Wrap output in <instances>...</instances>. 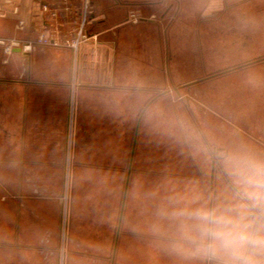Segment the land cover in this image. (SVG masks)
Wrapping results in <instances>:
<instances>
[{"label":"crops","instance_id":"0c3cea01","mask_svg":"<svg viewBox=\"0 0 264 264\" xmlns=\"http://www.w3.org/2000/svg\"><path fill=\"white\" fill-rule=\"evenodd\" d=\"M261 5L264 0H0L1 41L10 38L35 41L40 34L53 40L47 44L34 43L29 62L14 47L6 52L0 42V165L14 162L16 169L24 166L34 175L26 181H37L42 165L58 163L51 155L59 150L63 156L64 185L73 96L76 132L80 130L81 118L87 113L91 117L92 110L107 104L118 109L125 99L134 102L145 99L133 127L123 174L112 247L127 175L128 182L114 264H182L168 250L172 229L162 214V194H158L161 189L156 188L158 195L150 204L145 202V189L138 190L137 198L131 192V181L145 174H134L131 170L141 141L143 110L162 96L170 95L173 86L192 89L202 85L204 93L209 89L216 91V97L224 100L220 99L223 103L219 108L209 104L205 97L202 107L217 119L210 125L206 122L205 130L189 104L185 107L200 134L201 144L197 146L204 154L206 151L210 154L209 161L207 157H193L191 140L185 139L182 144L192 160L196 159L194 164L206 163L209 169L204 173L202 167L195 175L183 169L170 173L177 181L170 207L219 203L237 196L232 179L222 170L217 157L220 151L239 145L264 155V7ZM130 12L138 16L137 20L130 18ZM79 31L84 37L73 47L71 41ZM249 61L253 63L248 64ZM222 69L225 71L210 76V70ZM190 74V79L182 80ZM179 79L182 81L175 83ZM210 82L213 83L207 84ZM50 133L58 137L64 134L62 146L59 143L48 147V142L44 145L43 138H48ZM78 139L74 146L77 156L81 143V138ZM11 175L0 173V231L9 229L0 232V246H9L18 257L17 252L42 247L41 242L29 238L30 229L41 223L43 230L50 232L44 221H21V212L27 210L35 216L34 202L46 203L50 195L44 185L41 190L26 193L22 182L26 175L18 170L14 178ZM151 175L156 178L161 173ZM12 181L15 184H7ZM131 199L137 203L131 205ZM4 207L13 211L14 220L9 224L3 222ZM60 209L62 216V205ZM129 212L132 218L127 219ZM34 222L38 223L35 227ZM12 227L13 235H7ZM30 256H34L28 259L30 264L38 259L35 254Z\"/></svg>","mask_w":264,"mask_h":264},{"label":"rangeland","instance_id":"374dc122","mask_svg":"<svg viewBox=\"0 0 264 264\" xmlns=\"http://www.w3.org/2000/svg\"><path fill=\"white\" fill-rule=\"evenodd\" d=\"M260 7H264V5ZM210 71L213 73L218 70ZM191 77L190 74L188 78L183 77L182 80ZM182 80H176L175 83ZM211 83L213 82L207 84ZM169 87L172 88V86ZM178 88L181 91L182 99L178 95L176 96L173 90L170 95L162 96L147 108L148 114L144 115L141 121V141L139 140V147L131 169L134 174L145 173L131 181L132 195L137 198L139 197L138 190L145 189L146 193L144 194L147 195L145 202L150 204L153 202L154 196L162 194L159 195L162 212L166 208H171L173 187L177 182L175 178L170 177V173L183 169L195 175L202 171V167H204V173H207L209 169V165L206 163L201 164L202 166L193 163L196 159L192 160V158H200V156L204 159L207 157L206 160L209 161L210 154L207 151L204 154L197 146L201 144L199 143L201 141L200 134L193 127V121L191 122V117L187 115L183 103L189 104L196 120L205 130L206 122L207 125H210L212 120L217 122L211 112L202 107V104L206 102L205 97H207V101L209 100V104H214L219 108L224 100L216 97V91L214 93L209 89L207 93H204L202 85H196L192 89L185 86ZM205 94L207 95L205 96ZM171 97H174L173 100ZM74 99L73 96L70 105L71 118L67 134L70 148L67 152V172L64 185L63 156L61 157L59 150L52 152L51 155V159L57 160L58 163L42 165L38 170L40 179L37 181H26L34 175L24 166L19 168V165L16 169L13 167L14 162H12L13 165H0V173L5 174L6 177H10L12 174L11 177L14 178L17 170L18 173L21 171L23 175H26L25 180L22 181L26 193L41 190L44 185L49 191L47 194L50 195L46 203L34 202L35 216L30 211L24 210L20 217L21 221H44L46 225L50 226V232L43 230L41 223L40 225L37 223V228L29 230L32 231V236L28 237L37 240V243L41 242L40 246L42 247L17 252L19 256L16 257L17 254L14 250H10L9 246H0V258L5 259V261L0 260V264H30L28 259L34 257L30 256L32 254L38 257V259L31 260L32 264H58V259L59 264H110L111 262L112 238L129 145L137 116L146 100L142 98L136 102L132 100L130 102L125 99L118 109H112L107 104L96 111L92 110L91 117L87 113V116L81 118L82 122L78 127L80 130L76 132ZM225 105H228L227 100ZM209 128L211 127L209 126ZM63 137L62 133L59 134V137L58 134L50 133L48 138H43V143L46 145L48 142V147L50 145L57 146L59 143L62 146ZM78 138H81V143L78 146L80 148H78L77 156V153L74 154V146ZM185 139L192 141L190 144L193 149L190 152L193 157L185 148L184 143L182 144ZM154 173H161V176L155 178L151 175ZM7 184L11 186L15 184V181ZM63 187L64 195H62ZM156 188H160L161 193L157 194ZM1 194L0 191V200ZM136 203L131 199V205ZM60 205L63 207L62 216ZM4 209L6 208L4 207ZM6 210L3 222L9 224L14 220L13 211L10 208ZM130 218L132 217L129 212L127 219ZM35 222L34 227L37 225ZM2 230L0 232L4 233V230L9 229L2 228ZM13 230L12 227L7 235H13ZM21 253L28 256H20Z\"/></svg>","mask_w":264,"mask_h":264},{"label":"clouds","instance_id":"9594fccd","mask_svg":"<svg viewBox=\"0 0 264 264\" xmlns=\"http://www.w3.org/2000/svg\"><path fill=\"white\" fill-rule=\"evenodd\" d=\"M217 158L238 195L164 209L172 229L168 250L182 264H264V155L239 145Z\"/></svg>","mask_w":264,"mask_h":264},{"label":"built area","instance_id":"2783aa9c","mask_svg":"<svg viewBox=\"0 0 264 264\" xmlns=\"http://www.w3.org/2000/svg\"><path fill=\"white\" fill-rule=\"evenodd\" d=\"M129 16L132 20H137V17H138L134 12H130ZM82 37H84V34L81 33V31H79L77 37H75L71 41V45L73 47H76ZM0 42H2L4 44V49L6 50V52H9L11 50V48H13V47H21V49L24 51H30L31 48L33 47L34 43L47 44V43L53 42V40L45 37L42 34H40V36H38L35 41H31L28 39L10 38V39H7L6 41L0 40Z\"/></svg>","mask_w":264,"mask_h":264},{"label":"water","instance_id":"95a60500","mask_svg":"<svg viewBox=\"0 0 264 264\" xmlns=\"http://www.w3.org/2000/svg\"><path fill=\"white\" fill-rule=\"evenodd\" d=\"M13 50L17 51V52H20L24 57L27 58V60L29 62V54H30L29 51H24V50L21 49V47H14ZM173 89L176 92V94L178 95V97H180V99H182L178 88L176 86H173ZM183 105L186 107L187 104L183 103ZM133 149H134V142H133L132 149H131V157H130V163H129V166H128V174H129V171H130V168H131V159H132V155H133ZM213 154H214V152H213ZM213 174H214V157H213V163H212V167H211V177H213ZM127 182H128V175H127V180L125 182L124 192H123V196H122V201H121V206H120V211H119V217H118V223H117L115 238H114L113 247H112V256H111L110 264H113L114 254H115V250H116V246H117V238H118V234H119V227H120L122 210H123L125 194H126V189H127ZM62 195H64V190L62 191Z\"/></svg>","mask_w":264,"mask_h":264},{"label":"flooded vegetation","instance_id":"af4514ba","mask_svg":"<svg viewBox=\"0 0 264 264\" xmlns=\"http://www.w3.org/2000/svg\"><path fill=\"white\" fill-rule=\"evenodd\" d=\"M257 59H260V57L259 58H257ZM257 59H255V61L257 60ZM251 63H253L252 61H249L248 62V64H251ZM248 64H245V65H248ZM238 66V65H237ZM233 67H236V66H233ZM223 71H225V70H218V71H215V72H213V73H211L210 74V76H213V75H217V74H219V73H222ZM214 156V154H212V157ZM215 157V156H214Z\"/></svg>","mask_w":264,"mask_h":264}]
</instances>
